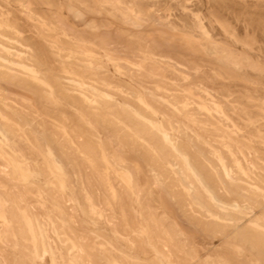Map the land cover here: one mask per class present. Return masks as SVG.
<instances>
[{
    "label": "rangeland",
    "instance_id": "rangeland-1",
    "mask_svg": "<svg viewBox=\"0 0 264 264\" xmlns=\"http://www.w3.org/2000/svg\"><path fill=\"white\" fill-rule=\"evenodd\" d=\"M0 136V264H261L264 0H0Z\"/></svg>",
    "mask_w": 264,
    "mask_h": 264
},
{
    "label": "bare ground",
    "instance_id": "bare-ground-1",
    "mask_svg": "<svg viewBox=\"0 0 264 264\" xmlns=\"http://www.w3.org/2000/svg\"><path fill=\"white\" fill-rule=\"evenodd\" d=\"M10 3V2H9ZM132 11V10H131ZM45 22V21H44ZM48 22V21H47ZM50 22V21H49ZM51 23H52V21H51ZM202 23V22H201ZM50 31V30H49ZM26 45V44H25ZM24 49H25V47H24ZM169 61V60H168ZM140 62H142V61H140ZM28 65H30L29 64V62H28ZM145 67V66H144ZM140 70V69H139ZM143 71V70H142ZM149 71H151V70H149ZM67 72V71H66ZM61 74H63V73H61ZM68 74V73H67ZM33 76V75H32ZM68 83V82H67ZM81 86H82V84H81ZM140 89V88H139ZM160 91V90H159ZM166 92V91H165ZM172 98V97H171ZM178 107V106H177ZM217 108V107H216ZM218 110V109H217ZM204 111H205V109H204ZM176 112V111H175ZM217 112V111H216ZM209 113V112H208ZM79 114V113H78ZM81 114V113H80ZM210 114V113H209ZM82 115V114H81ZM89 115V114H88ZM91 116V115H90ZM34 118V117H33ZM95 118V117H94ZM97 119V118H96ZM84 120V119H83ZM97 120H99V119H97ZM88 123V122H87ZM104 124V123H103ZM91 125V124H90ZM168 125H170V124H168ZM44 127V126H43ZM54 128V127H53ZM94 128V127H93ZM153 128V127H152ZM172 128V127H171ZM180 129V128H179ZM50 130V129H49ZM56 130H58V129H56ZM51 131V130H50ZM53 131V130H52ZM174 131V130H173ZM55 132V131H54ZM94 132V131H93ZM113 134V133H112ZM116 134V133H115ZM192 134V133H191ZM2 135V134H1ZM90 135V134H89ZM165 135V134H164ZM3 136V135H2ZM52 136V135H51ZM64 136V135H63ZM92 136V135H91ZM98 136V135H97ZM101 136V135H100ZM1 137V136H0ZM62 137V136H61ZM167 137V136H166ZM182 137V136H181ZM194 137V136H193ZM5 138V137H4ZM100 139V138H99ZM164 139V138H163ZM4 140V139H3ZM98 140V139H97ZM187 140H188V138H187ZM230 140V139H229ZM9 141V140H8ZM129 141V140H128ZM142 141V140H141ZM219 141V140H218ZM6 142V141H5ZM10 142V141H9ZM75 142V141H74ZM88 142V141H87ZM92 142V141H91ZM197 142V141H196ZM94 143V142H93ZM96 143V142H95ZM141 143V142H140ZM172 143V142H171ZM6 144V143H5ZM59 144V143H58ZM132 145H133V143H131ZM130 144V145H131ZM144 144V143H143ZM9 145V144H8ZM7 145V146H8ZM70 145V144H69ZM193 145V144H192ZM13 146V145H12ZM54 146V145H53ZM62 146V145H61ZM71 146H73V145H71ZM172 146V145H171ZM170 146V147H171ZM150 147V146H149ZM149 147H148V149H149ZM173 147V146H172ZM11 148V147H10ZM47 148V147H46ZM64 148V147H63ZM142 148V147H141ZM13 149V148H12ZM11 149V150H12ZM48 149V148H47ZM46 149V150H47ZM62 149V148H61ZM65 149V148H64ZM72 149V148H71ZM136 148H133V150H135ZM144 149V148H143ZM174 149V148H173ZM172 149V150H173ZM244 149V148H243ZM63 150V149H62ZM195 150V149H194ZM49 151H51V149L49 150ZM63 151H65V150H63ZM198 151V150H197ZM14 152V151H13ZM18 152V151H17ZM3 153V152H2ZM66 153H68L67 151H66ZM139 153V152H138ZM196 153H198V152H196ZM240 153V152H239ZM4 154V153H3ZM47 154H49V152H48V150H47ZM97 154V153H96ZM52 155V154H51ZM23 156V155H22ZM44 156V155H43ZM48 156H50V154L48 155ZM61 156H63L62 154H61ZM101 156V155H100ZM209 156V155H208ZM214 156V155H213ZM11 157V156H10ZM83 157V156H82ZM107 157V156H106ZM154 157V156H153ZM191 157V156H190ZM53 158V157H52ZM63 158H65V157H63ZM85 158V157H84ZM93 158H95V157H93ZM152 158V157H151ZM13 159V158H12ZM51 159V158H50ZM66 159V158H65ZM64 159V160H65ZM80 159V158H79ZM161 159V158H160ZM185 160V159H184ZM9 161V160H8ZM104 161H106V160H104ZM164 161V160H163ZM218 161V160H217ZM49 163H50V161H48ZM150 162H152V161H150ZM176 162V161H175ZM87 163H89V162H87ZM185 163V162H184ZM219 163V162H218ZM207 164V163H206ZM223 164V163H222ZM93 164H91V166H92ZM114 165V164H113ZM156 165V164H155ZM59 166H60V162H59ZM69 166V165H68ZM102 166V165H101ZM105 166H107V165H105ZM53 167H54V165H53ZM52 167V168H53ZM187 167V166H186ZM23 168V167H22ZM25 168V167H24ZM63 168V167H62ZM70 168V167H69ZM74 168V167H73ZM138 168V167H137ZM136 168V169H137ZM176 168H177V166H176ZM4 169V168H3ZM55 169V168H54ZM71 169V168H70ZM91 169H92V167H91ZM189 168H187V170H188ZM215 169V168H214ZM222 169V168H221ZM17 170V169H16ZM65 170V169H64ZM107 170V169H106ZM73 171V169L71 170V172ZM93 171V170H92ZM186 172V171H185ZM188 172V171H187ZM190 172V171H189ZM27 173V172H26ZM79 172H77L76 174H78ZM108 173V172H107ZM111 173V172H110ZM122 173V172H121ZM127 173V172H126ZM6 174V173H5ZM125 174V173H124ZM128 174V173H127ZM126 174V175H127ZM137 174V173H136ZM7 175V174H6ZM115 175V174H114ZM123 175V174H122ZM126 175H125V177H126ZM129 175V174H128ZM142 175V174H141ZM235 175V174H234ZM5 176V175H4ZM106 176H107V174H106ZM116 176V175H115ZM130 177H131V175H129ZM48 177V176H47ZM54 177H56V176H54ZM137 177V176H136ZM46 178V177H45ZM127 178V180H128V177H126ZM193 178V177H192ZM228 178V177H227ZM48 179V178H47ZM106 179V178H105ZM120 179V178H119ZM131 179V178H130ZM138 179V178H137ZM195 180V179H194ZM121 181H122V179H121ZM5 182V181H4ZM110 182V181H109ZM123 182V181H122ZM128 182V181H127ZM130 182V181H129ZM136 182V181H135ZM17 183V182H16ZM125 184V183H124ZM197 184V183H196ZM200 184V183H199ZM1 185V184H0ZM71 185V184H70ZM127 184H125V186H126ZM138 185V184H137ZM224 185V184H223ZM14 186V185H13ZM31 187V186H30ZM202 187V186H201ZM203 188V187H202ZM255 188V187H254ZM1 189V188H0ZM2 189H3V187H2ZM128 190H129V188H127ZM251 189V188H250ZM175 190V189H174ZM205 190V189H204ZM112 191V190H111ZM201 191V190H200ZM229 191V190H228ZM41 192V191H40ZM84 192V191H83ZM130 192V191H129ZM182 192H184V191H182ZM190 192V191H189ZM205 192H206V190H205ZM205 192H203V193H205ZM253 192V191H252ZM256 192V191H255ZM42 193V192H41ZM112 193H113V191H112ZM111 193V194H112ZM132 193V192H131ZM130 193V194H131ZM254 193V192H253ZM30 194V193H29ZM207 194V193H206ZM230 194V193H229ZM28 195V194H27ZM38 195V194H37ZM8 196V195H7ZM19 196V195H18ZM84 196V195H83ZM85 196H87V194L85 195ZM112 196H114V195H112ZM111 196V197H112ZM207 196V195H206ZM249 196V195H248ZM251 196V195H250ZM43 197V196H42ZM209 197V196H208ZM40 198V197H39ZM87 198V197H86ZM113 198H115V197H113ZM245 198V197H244ZM19 200H20V198H18ZM173 199V198H172ZM188 199V198H187ZM16 200V199H15ZM39 200V199H38ZM196 200V199H195ZM207 200V199H206ZM36 201V200H35ZM42 201V200H41ZM51 201V200H50ZM88 201H90V199H88ZM87 201V202H88ZM207 201H209V200H207ZM133 202L134 201H132V204H133ZM137 202V201H136ZM211 202V201H210ZM229 202V201H228ZM9 203V202H8ZM21 203V202H20ZM215 203V202H214ZM11 204V203H10ZM39 204V203H38ZM87 204V203H86ZM13 205V204H12ZM17 205H18V203H17ZM20 205V204H19ZM22 205H23V203H22ZM36 205V204H35ZM40 205V204H39ZM38 205V206H39ZM89 205V204H88ZM92 205V204H91ZM216 205V204H215ZM44 205H41L40 207H43ZM90 206V205H89ZM229 206V205H228ZM20 208V207H19ZM24 208H26V207H24ZM191 208V207H190ZM190 208H188V209H190ZM34 209V208H33ZM38 209L39 208H37L36 207V210L38 211ZM41 209H43V208H41ZM9 210V209H8ZM229 210H231V209H229ZM23 211V210H22ZM91 211H92V209H91ZM97 211V210H96ZM95 211V212H96ZM132 211V210H131ZM201 211V210H200ZM224 211V210H223ZM9 212H11L10 210H9ZM18 212V211H17ZM20 212V211H19ZM24 212V211H23ZM40 212H41V210H40ZM13 213V212H12ZM25 213V212H24ZM30 213V212H29ZM41 214V213H40ZM95 214V213H94ZM100 214H101V212H100ZM100 214H98V215H100ZM123 214V213H122ZM195 214V213H194ZM7 210H6V202L5 201H3V200H1L0 199V219L1 220H3L4 222H7ZM23 215V214H22ZM50 215H51V213H50ZM196 215V214H195ZM29 216H31L30 214H29ZM53 216V215H52ZM197 216H199V215H197ZM207 216V215H206ZM20 217V216H19ZM23 217V216H22ZM25 217H26V219H27V216L25 215ZM42 217V216H41ZM54 217V216H53ZM10 218V217H9ZM55 218V217H54ZM94 218V217H93ZM101 218V217H100ZM139 218V217H138ZM160 218V217H159ZM213 218H216V217H213ZM253 218V217H252ZM35 219V218H34ZM98 219V218H97ZM204 219V218H203ZM212 219V218H211ZM257 219V218H256ZM25 220V219H24ZM29 220V219H28ZM27 220V221H28ZM32 220V219H31ZM213 220V219H212ZM219 220V219H218ZM12 221V220H11ZM34 221V220H33ZM57 221V220H56ZM36 222V221H35ZM49 222H50V220H49ZM258 222V221H257ZM21 223V222H20ZM25 223V222H24ZM30 223V222H29ZM29 223H27L28 225H29ZM62 223V222H61ZM95 223V222H94ZM217 223V222H216ZM3 224V223H2ZM5 224V223H4ZM26 224V223H25ZM24 224V225H25ZM31 224H33V223H31ZM52 224V223H51ZM58 224V223H57ZM214 224V223H213ZM27 225V226H28ZM37 225V224H36ZM35 225V226H36ZM61 225V224H60ZM66 225V224H65ZM225 225H227V224H225ZM1 226V225H0ZM213 226H215V225H213ZM32 227V226H31ZM49 227V226H48ZM47 227V228H48ZM96 227V226H95ZM222 227H224V226H222ZM28 228V227H27ZM43 228V227H42ZM97 228V227H96ZM99 228V227H98ZM151 228V227H150ZM207 228V227H206ZM216 228V227H215ZM34 229V228H33ZM33 229H32V231H33ZM44 229V228H43ZM49 229V228H48ZM54 230V229H53ZM198 230V229H197ZM257 230V229H256ZM6 231V230H5ZM29 231V230H28ZM146 231V230H145ZM211 231V230H210ZM215 231V230H214ZM224 231V230H223ZM227 231V230H226ZM31 232V231H30ZM47 232V231H46ZM148 232V231H147ZM225 232V231H224ZM234 232H236V231H234ZM248 232V231H247ZM29 233V232H28ZM54 233V232H53ZM215 233V232H214ZM231 233V232H230ZM237 233V232H236ZM13 234V233H12ZM46 234V233H45ZM211 234H212V232H211ZM0 235H2V234H0ZM19 235V234H18ZM35 235H36V233H35ZM56 235V234H55ZM217 235V234H216ZM224 234H222V235H220V236H223ZM229 235H231V234H229ZM238 235V234H237ZM4 236V235H3ZM63 236V235H62ZM32 237V236H31ZM37 237H38V235H37ZM49 237V236H48ZM47 237V238H48ZM59 238H60V236H58ZM64 237V236H63ZM12 238V237H11ZM13 238L15 239V237L13 236ZM19 238V237H18ZM40 238V237H39ZM38 238V239H39ZM149 238V237H148ZM222 238V237H221ZM2 240H3V238H1ZM13 239V240H14ZM23 239V238H22ZM26 239H27V237H26ZM33 239H35V237H33ZM44 239H46V237L44 238ZM61 239V238H60ZM64 239V238H63ZM67 239V238H66ZM69 239V238H68ZM236 239V238H235ZM24 240V239H23ZM37 240V239H36ZM55 240V239H54ZM4 241V240H3ZM35 241V240H34ZM33 241V242H34ZM56 241H58V240H56ZM151 241V240H150ZM250 241H251V244H252V248L254 249V250H256L257 252V254H258V256L260 257V263L261 264H264V240L262 239V238H260V237H257V236H255V237H253V236H251L250 237ZM25 242V241H24ZM36 242V241H35ZM73 242V241H72ZM71 242V243H72ZM8 243V242H7ZM127 243V242H126ZM194 243V242H193ZM28 244V243H27ZM67 244V243H66ZM128 244V243H127ZM149 244V243H148ZM53 245V244H52ZM74 245V244H73ZM78 245V244H77ZM226 245V244H225ZM61 246H63V245H60V247ZM95 246V245H94ZM235 246V245H234ZM233 246V247H234ZM30 247V246H29ZM36 247V246H35ZM65 247V246H64ZM75 247V246H74ZM232 247V246H231ZM237 247V246H236ZM242 247V246H241ZM240 247V248H241ZM249 247V246H248ZM38 248V246L36 247V249ZM62 248V247H61ZM235 248V247H234ZM29 249V248H28ZM57 250H58V247L56 248ZM34 250V249H33ZM41 250V249H40ZM47 250H49V249H47ZM46 250V251H47ZM54 250V249H53ZM80 250V249H79ZM116 250V249H115ZM234 250V249H233ZM35 251V250H34ZM45 251V252H46ZM50 251V250H49ZM93 251V250H92ZM91 251V252H92ZM23 252H25V251H23ZM37 252V251H36ZM43 252V251H42ZM61 252V251H60ZM63 252V251H62ZM61 252V253H62ZM83 252V251H82ZM107 252V251H106ZM115 252V251H114ZM233 252V251H232ZM253 252V251H252ZM28 253V252H27ZM58 253V252H57ZM29 254V253H28ZM55 254V253H54ZM64 254V253H63ZM221 254H222V252H221ZM220 254V255H221ZM224 254H226V253H224ZM235 254V253H234ZM242 254V253H241ZM255 254V253H254ZM32 255H34V254H32ZM59 255V254H58ZM215 255H216V253H215ZM229 255H231V253L229 254ZM39 256V255H38ZM38 256H37V258H38ZM62 256V255H61ZM61 256H59V258L61 257ZM79 257L81 256V255H78ZM256 256V255H255ZM41 257V256H40ZM49 257V256H48ZM51 257V256H50ZM54 257V256H53ZM63 257V256H62ZM198 257V256H197ZM222 257H223V255H222ZM58 258V257H57ZM66 258H68L67 256H66ZM73 258V257H72ZM86 258H88V257H86ZM128 258V257H127ZM194 258V257H193ZM218 258V257H217ZM256 258V257H255ZM30 259V258H29ZM52 259V258H51ZM56 259V258H55ZM197 259H199V258H197ZM220 259V258H219ZM240 259V258H239ZM30 260H32V259H30ZM58 260V259H57ZM62 260V259H61ZM73 260V259H72ZM75 260V259H74ZM87 260V259H86ZM221 260H222V258H221ZM217 261L218 263L220 262H222V261ZM255 260V259H254ZM258 260H259V258H258ZM16 261V260H15ZM18 261V260H17ZM89 261V260H88ZM191 261H194V260H191ZM214 261H215V259H214ZM239 261V260H238ZM241 261V260H240ZM244 261V260H243ZM60 262V261H59ZM67 262H69V261H67ZM86 262V261H85ZM85 262H80V263H84L85 264ZM206 262V261H205ZM223 262H224V259H223ZM232 262V264H233V261H231ZM235 262H237V261H235ZM256 262V261H255ZM52 263V262H51ZM58 263V262H57ZM87 263V262H86ZM89 263V262H88ZM241 263V262H240ZM243 263V262H242ZM252 263V262H251ZM70 264V263H69ZM74 264H75V261H74ZM107 264V263H106ZM114 264V263H113ZM116 264V263H115ZM224 264H231L229 261H225L224 262ZM246 264V263H245Z\"/></svg>",
    "mask_w": 264,
    "mask_h": 264
}]
</instances>
